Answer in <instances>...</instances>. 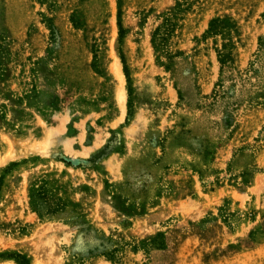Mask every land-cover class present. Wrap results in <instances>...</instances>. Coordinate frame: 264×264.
Here are the masks:
<instances>
[{
  "label": "rangeland",
  "instance_id": "rangeland-1",
  "mask_svg": "<svg viewBox=\"0 0 264 264\" xmlns=\"http://www.w3.org/2000/svg\"><path fill=\"white\" fill-rule=\"evenodd\" d=\"M1 262L264 264V0H0Z\"/></svg>",
  "mask_w": 264,
  "mask_h": 264
},
{
  "label": "bare ground",
  "instance_id": "bare-ground-1",
  "mask_svg": "<svg viewBox=\"0 0 264 264\" xmlns=\"http://www.w3.org/2000/svg\"><path fill=\"white\" fill-rule=\"evenodd\" d=\"M123 90H124V88H123ZM122 95V101H123V98H124V94L122 93L121 94ZM57 134V133H56ZM56 137H58V136H56ZM63 139V138H62ZM62 139H59V140H62ZM58 139H57V142L59 141ZM65 140V139H64ZM60 142V141H59ZM48 151V150H47ZM36 236V235H35ZM45 238V237H44ZM36 256V255H35ZM5 262H8V261H5ZM1 264H2V262H1ZM12 264V263H11Z\"/></svg>",
  "mask_w": 264,
  "mask_h": 264
},
{
  "label": "trees",
  "instance_id": "trees-1",
  "mask_svg": "<svg viewBox=\"0 0 264 264\" xmlns=\"http://www.w3.org/2000/svg\"><path fill=\"white\" fill-rule=\"evenodd\" d=\"M217 20H218V19H216V20H213V21H212V23H213V22H216ZM212 23H211V24H212ZM158 29H160V28L158 27V28H156V30L154 31V36H155V34H157V32H158ZM153 41H154V40H153Z\"/></svg>",
  "mask_w": 264,
  "mask_h": 264
}]
</instances>
